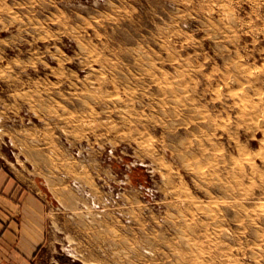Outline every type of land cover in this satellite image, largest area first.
<instances>
[{"label": "rangeland", "instance_id": "374dc122", "mask_svg": "<svg viewBox=\"0 0 264 264\" xmlns=\"http://www.w3.org/2000/svg\"><path fill=\"white\" fill-rule=\"evenodd\" d=\"M0 156L56 264H264V0H0Z\"/></svg>", "mask_w": 264, "mask_h": 264}, {"label": "crops", "instance_id": "0c3cea01", "mask_svg": "<svg viewBox=\"0 0 264 264\" xmlns=\"http://www.w3.org/2000/svg\"><path fill=\"white\" fill-rule=\"evenodd\" d=\"M48 200L34 176L6 167L0 156V264H56L48 216L56 208Z\"/></svg>", "mask_w": 264, "mask_h": 264}, {"label": "bare ground", "instance_id": "6f19581e", "mask_svg": "<svg viewBox=\"0 0 264 264\" xmlns=\"http://www.w3.org/2000/svg\"><path fill=\"white\" fill-rule=\"evenodd\" d=\"M258 123V122H257ZM257 123L255 122L254 124H256L257 125ZM258 205H259V207H261V208H264V199H260L259 200V202H258ZM71 251V250H70ZM66 252V251H65ZM73 252V251H72ZM75 252V251H74ZM74 257H76V256H74Z\"/></svg>", "mask_w": 264, "mask_h": 264}]
</instances>
